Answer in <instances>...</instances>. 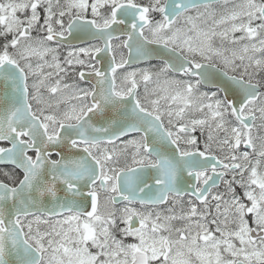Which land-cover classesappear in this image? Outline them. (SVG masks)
<instances>
[{"label": "snow or ice", "instance_id": "1", "mask_svg": "<svg viewBox=\"0 0 264 264\" xmlns=\"http://www.w3.org/2000/svg\"><path fill=\"white\" fill-rule=\"evenodd\" d=\"M0 264H264V0H0Z\"/></svg>", "mask_w": 264, "mask_h": 264}, {"label": "flooded vegetation", "instance_id": "2", "mask_svg": "<svg viewBox=\"0 0 264 264\" xmlns=\"http://www.w3.org/2000/svg\"><path fill=\"white\" fill-rule=\"evenodd\" d=\"M0 167H3V165H0Z\"/></svg>", "mask_w": 264, "mask_h": 264}]
</instances>
